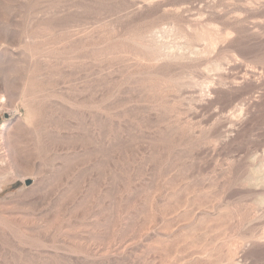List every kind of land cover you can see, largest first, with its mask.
<instances>
[{
    "label": "rangeland",
    "instance_id": "obj_1",
    "mask_svg": "<svg viewBox=\"0 0 264 264\" xmlns=\"http://www.w3.org/2000/svg\"><path fill=\"white\" fill-rule=\"evenodd\" d=\"M0 264H264V0H0Z\"/></svg>",
    "mask_w": 264,
    "mask_h": 264
},
{
    "label": "bare ground",
    "instance_id": "obj_2",
    "mask_svg": "<svg viewBox=\"0 0 264 264\" xmlns=\"http://www.w3.org/2000/svg\"><path fill=\"white\" fill-rule=\"evenodd\" d=\"M197 38L204 37L208 41V45H212L214 43V40H212V36L209 33H203V34H196ZM211 48V47H210ZM212 50V49H211ZM202 51V50H201ZM205 52V50H203ZM198 53V52H197ZM195 53V54H197ZM201 53V52H200Z\"/></svg>",
    "mask_w": 264,
    "mask_h": 264
}]
</instances>
